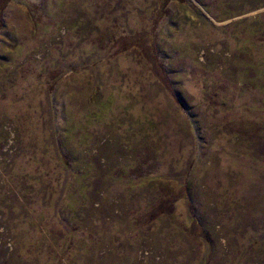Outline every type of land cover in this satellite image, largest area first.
I'll use <instances>...</instances> for the list:
<instances>
[{
    "label": "rangeland",
    "instance_id": "obj_1",
    "mask_svg": "<svg viewBox=\"0 0 264 264\" xmlns=\"http://www.w3.org/2000/svg\"><path fill=\"white\" fill-rule=\"evenodd\" d=\"M0 264H264V0H0Z\"/></svg>",
    "mask_w": 264,
    "mask_h": 264
}]
</instances>
